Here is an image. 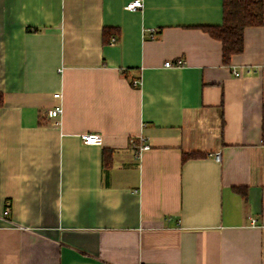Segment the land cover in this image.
<instances>
[{"label": "crops", "instance_id": "1", "mask_svg": "<svg viewBox=\"0 0 264 264\" xmlns=\"http://www.w3.org/2000/svg\"><path fill=\"white\" fill-rule=\"evenodd\" d=\"M134 1L0 0V264H264V24Z\"/></svg>", "mask_w": 264, "mask_h": 264}, {"label": "trees", "instance_id": "2", "mask_svg": "<svg viewBox=\"0 0 264 264\" xmlns=\"http://www.w3.org/2000/svg\"><path fill=\"white\" fill-rule=\"evenodd\" d=\"M263 24L264 0H223L222 25L204 26L201 29L213 39L221 42L223 63L229 65L234 55L241 54L244 51L245 29L262 26ZM113 34L119 35L120 31L118 29H104L105 42L108 43ZM1 103L2 97L0 95ZM199 157H201V154L185 153L183 154V161ZM106 158L108 162V159L110 160L109 155Z\"/></svg>", "mask_w": 264, "mask_h": 264}, {"label": "built area", "instance_id": "3", "mask_svg": "<svg viewBox=\"0 0 264 264\" xmlns=\"http://www.w3.org/2000/svg\"><path fill=\"white\" fill-rule=\"evenodd\" d=\"M142 7H143L142 0H136V1L132 2L131 4L127 5V9H130V10H135L137 8H142ZM154 34H155V32L153 30L151 32V36L153 37ZM117 40H118L117 36H113L110 39V44L117 43L118 42ZM182 64H183V60H179V61H177L176 66H180ZM165 66L171 67V66H174V64L172 62L168 61L165 63ZM247 71L251 72V68H248ZM235 75L239 76V73L235 72ZM133 83L135 85H139L140 79L134 80ZM55 97L61 98L62 95L60 92H57V93H55ZM62 112H63L62 106H57L56 108L50 110L48 112V115L52 118H55V117L61 116ZM82 139H83L84 143L87 145H101L103 142V137L100 134H85L82 136ZM130 144L136 150V152L139 156L142 154V152H144L150 148V145L147 143V141L143 137L131 138Z\"/></svg>", "mask_w": 264, "mask_h": 264}]
</instances>
